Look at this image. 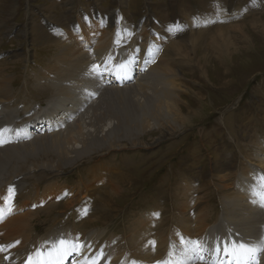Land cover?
Instances as JSON below:
<instances>
[{
    "label": "rangeland",
    "instance_id": "obj_1",
    "mask_svg": "<svg viewBox=\"0 0 264 264\" xmlns=\"http://www.w3.org/2000/svg\"><path fill=\"white\" fill-rule=\"evenodd\" d=\"M50 4H54L56 14L64 19L63 22L50 19V13L45 10ZM111 17L116 19L108 23ZM255 18L261 19L262 26L257 30L252 24ZM102 19H104L102 22L104 27L101 23ZM83 20L85 23L82 24L89 26L86 31L91 29V23H95V28L108 29L111 36L116 28L128 22L129 26L124 25L123 32L128 29L129 39L124 40L120 37L118 47L107 49L103 55L112 54L121 65L126 66L131 60L139 57L138 50L141 47L150 46V55L146 62L147 66L152 68L142 73L139 69H135L136 73L132 76L134 78L123 83L106 79L108 85L86 80L92 84L90 86L93 90L89 91L85 88L84 94L78 98L75 95L73 99L64 96L56 103L52 90L54 85L50 84L58 80L55 76L53 79L47 78L50 76L48 71L49 69L54 70L58 64L56 59L64 52L67 53L69 46V43L65 41L67 37L59 30L69 29L67 25L69 22L70 27L75 31L72 37L77 36L76 34H79L80 27H82L79 22ZM175 20L179 23L176 24ZM170 25H176V28L172 29ZM185 25L186 28L183 31L177 29ZM236 26L243 28V35L236 34V37L239 36L236 39L239 50L237 53H232L233 50H224L226 59L223 63H219V58L215 59L218 55L217 51L212 50V46L210 47V38L217 30L229 29L226 31H230ZM35 27H39L38 30L43 29L47 37L55 40L56 43L49 39L46 42L40 41L37 37L39 34L34 36ZM158 32L160 36L163 35L159 43L156 37ZM86 33L88 35V31ZM234 33L235 31L229 36H233ZM141 34L144 38L148 35L153 37V41L147 45L146 41L141 38ZM55 37L59 39H52ZM133 40L142 46H137L139 49L132 48L131 41ZM102 42L106 44L107 39H102ZM233 42L236 43L234 40ZM174 44L183 47L188 58L176 57L178 51L175 50V46L172 48ZM124 49L126 50L122 51ZM78 52L81 51L76 47L75 54ZM94 58L96 60L98 56L95 55L92 62ZM174 58L177 60L175 63L180 61L177 65L174 63L173 67L179 75L177 76L180 78L178 84L182 86V89L179 92L172 90L171 92L178 97L177 106L185 121L182 122L180 116L173 117V115L165 117L159 115V119L152 114L145 117L150 111L146 110L143 99L141 100L143 93L149 95L152 100L157 99L159 111L162 114L166 111L165 102L150 95L154 93V90L148 91L147 87L165 86L166 82L172 81L174 77L170 75L165 79L158 77V70H153V67L169 64L170 59L174 60ZM204 63H207L205 67L200 65ZM96 64L101 63L96 61ZM70 65L75 64L70 63ZM202 73L205 76H201ZM141 74L149 76L143 86L147 88L146 91L139 90L137 96L129 97L140 111L130 117L135 125L132 126L134 129L131 127L132 135H127V131L123 132L120 128L115 133L117 135L115 141L121 145H131L134 141H139L148 146L125 148L101 155L105 149L98 144L92 146L94 150L91 148L85 155L76 156V153H73L71 160L74 163L58 171L36 170L29 160L41 158L42 155L33 152L34 148L30 151L26 148L22 151L19 149L22 148L23 143L30 144L37 138L50 137L55 134L52 133L55 131L57 133L60 131L64 135L67 133V126L76 123L82 116H87L85 120L89 121L88 118L94 115L90 113V108L96 101L99 102L102 99L101 86L103 89L116 88L115 85L117 88L132 84L137 86L138 79L142 78ZM3 78L9 82L10 96L0 99V130L5 128L10 130L4 133V138L10 141H13L11 136L14 135L15 138H24L17 139L11 145L0 147L1 155H3L2 151L10 153L9 158L4 160L10 165L5 167L3 164L0 165V183H8L11 176L7 169L13 166L16 170L12 171L16 176H20V179L14 180L17 183L15 186L21 193H30L31 201L37 202V199H40V197L36 198L37 194L44 195V190H51V187H65L66 193H69L68 190H76L79 187L82 196L86 194L83 190L86 185L92 188L90 190L91 205L83 209L84 212L80 214H77L80 206L79 200L75 199L72 206L67 207L63 196L53 200L40 199L38 204L32 208L34 216H26L28 220L24 225H21L20 220L16 223V219L12 218L14 212L10 213L6 219L8 221L1 223L3 225L0 226V237L7 238L11 234L10 230L15 228V238L19 243L12 247L14 244L12 240L7 241V251L8 253L10 249L14 251L12 256L16 259L12 260V256H9L5 264L18 263L24 255V247L33 240L39 241L40 247H44L45 241H48V245L52 247L59 243V239L73 241L68 233L85 231L84 233L89 236L98 229H103L101 232L107 233L106 239L103 237L105 242L113 237L112 247H106L105 242L102 244L105 246L102 248L105 257L108 253H113L114 246L121 244L122 250L131 254L135 251V256L139 252H144L141 254L144 256L146 254L154 256V252L158 255L162 248L158 245L157 236L150 234L151 231H155L152 227L154 225L160 234L165 231L170 234L173 228H181L182 205L188 209L186 214L190 218L192 216V220L201 215L203 208H207L203 216L204 228L207 227L205 230L208 233L204 244L209 249L214 247L212 242L214 237L221 236L222 233L227 236L228 240L231 239V242H233L231 236L238 234L239 238L236 237L235 240L249 246H256L245 234L236 233V230L232 229L235 227H225L226 229L223 230L222 220L226 219L225 204L227 203L231 205L229 215L239 227L250 229L261 222L258 236L262 234V241H264V207H261L259 202V194L264 192L259 183L264 167L260 165L262 155L258 152V150L264 151L260 148L261 143H264V0H0V83ZM65 84L70 86V81ZM83 87H85L83 84H75V92L79 93ZM106 103L108 101L104 102ZM80 104H86L87 108L82 109L83 105L79 108ZM70 108L72 113L77 112V115H69L66 121L44 119L43 121H47L44 128L49 129L45 131L43 129L35 135H31L32 132H30V135L23 136L22 132L25 129L17 125L19 122L26 123L31 120V113L36 118L34 120H37L40 119L39 116L51 115ZM133 110L134 108L130 112L137 111ZM88 112L89 115H87ZM31 124H35V121H31L30 126ZM114 125L115 121L110 120L102 129L105 130V137L108 139L106 144L113 142V137L108 131L112 132ZM30 130L35 129L32 127ZM48 131L51 133L47 134ZM42 132L43 134L40 135ZM77 146L81 147L79 143ZM50 162L56 165L57 157H43L38 160L37 164ZM249 165L253 172L257 167L262 168L261 173L255 174V177L250 179L252 183L248 180L253 175L246 172L249 171ZM21 167L26 168L20 169ZM217 167L223 168L226 175L223 184L220 179L222 172L218 173ZM102 168L109 171L103 172ZM117 170L119 174L122 170L127 174L126 181H118L119 174H115ZM94 171L100 174L93 175ZM111 171L115 175L112 174L108 179H111L113 184L125 192L123 191L117 199L108 201V198L99 196L101 189L94 181L99 175ZM3 177L5 181L2 180ZM110 184L107 186H112ZM188 185H190L189 190ZM0 189L3 190L4 186ZM103 202L104 204L109 203L110 209L108 208L107 213L101 209ZM239 204L246 206L241 207ZM75 209L78 211L75 212ZM24 211L29 212L25 209ZM15 213L19 217L26 214L25 212L19 213V209H16ZM144 221L150 225L151 229L140 230L141 225L144 226ZM214 228H219L220 231L210 236L211 229ZM210 239L212 241H209ZM152 241L155 242L154 247ZM8 253L6 255H9ZM118 255L122 257L125 254ZM166 255L168 254L162 252V257ZM68 258L75 259L74 256ZM199 263L197 260L196 264ZM72 264H75V260ZM259 264H264V252L259 255Z\"/></svg>",
    "mask_w": 264,
    "mask_h": 264
},
{
    "label": "bare ground",
    "instance_id": "obj_2",
    "mask_svg": "<svg viewBox=\"0 0 264 264\" xmlns=\"http://www.w3.org/2000/svg\"><path fill=\"white\" fill-rule=\"evenodd\" d=\"M46 7H48L47 9H45L46 12L50 13L49 14L50 19H55L57 21L62 20V22L64 21V19L62 17H59V15L56 14L54 4L47 5ZM49 16H47V17H49ZM115 19H116L115 17H111L109 19L108 23L114 22ZM260 20L261 19H259V18H255L252 21V24H254V28H256V30L262 26ZM256 21H258V22H256ZM83 22H84V20L79 22L82 25V27H80L81 31L79 32V34H76L77 36H73V37H72V34L75 33V31L73 28L70 27V23L68 22L67 25H69V29L62 31V33L67 37V40H65V41H67V44L69 43L68 44L69 46L67 49L68 52L67 53L64 52L63 55H61V56L59 55L60 57H58L56 59V62H58V64H57V66L54 67L55 71L53 69L52 70L49 69L48 75H50V76L49 77L46 76L47 78H51V79L54 78L53 76L57 77L58 82H52L50 84V85H54V88L52 90L54 91V94H55L53 96V98H55L56 103H58L61 99H63L62 97H64V96L73 99L74 98L73 96L75 95L76 98H78V96L84 94L83 91L85 88H87V90H89V91L93 90V87L90 86L92 84L88 83L86 80H90L91 82L94 81L96 83L102 82V80L100 79V75H96V73H94L92 71L93 65H100L99 71L106 74V76L108 75V77L111 76L109 78H106L107 80L112 79V81H116V82H120V83H123L125 81L127 82L128 80H118L116 78L117 75H124V73L126 72L129 76L132 77L133 74L136 73L135 69H139V72L142 71V69H146V70H143V72H144V71H148L152 68L151 66L150 67L147 66V62H146L147 58L146 59L143 58V54L146 51V48L144 46L141 47L140 50H138L139 57L135 60H131L129 62V64L126 66L121 65V63H119L116 59H114L112 61H108L107 58L109 55L105 56L103 54L109 48L118 47V45H114V44L117 43L118 37H119V40H121L120 37L123 38L125 35H127V33H126L127 31L123 32L124 31L123 29H125L123 27L122 29L118 30L119 34L111 36V35H109L110 33H109V30L107 29L110 26H108L106 28L107 30H104V29L98 30V28L94 27V25H96V24L91 23L90 24L91 29L87 30L88 31V35H87L86 29L89 28V26L86 24H82ZM163 25H165V24L163 23ZM38 28L39 27H35L33 29L34 36L36 37V34H39V36L37 35V37H39V40L40 41L44 40L46 42V40L49 39L47 37V33H45L43 31V29L38 30ZM226 30H229V29H220L219 31L217 30V31H215L214 35L210 38V47L212 46V48H213L212 50L217 51L218 55L215 56V59L219 58V60H218L219 63H223V61L226 59L225 52H223L224 50L225 51L233 50L232 53H234V52L237 53L239 48H238V42L236 41V39L239 36L236 37V34L240 33V36H241V34L243 35V28L239 27V26L233 27L230 31H226ZM234 31H235V33L233 34V36H229V34L234 32ZM165 32H167V31H165ZM158 34H159V32H158ZM147 37H149V35ZM147 37H145V39ZM156 37H157V35H156ZM164 37H167V36H164ZM56 38L59 39V37H55L52 39H56ZM104 38L107 39L106 44H104L102 42V39H104ZM162 38H163V35L162 34H161V36L159 35L158 41ZM232 38L236 42L235 44H234V42L232 43V41H233ZM49 40L53 43H56V42H54L55 40H51V39H49ZM145 41H146L147 45H149V42L153 41V37H150L149 41H147V40H145ZM121 43L122 42H120V44ZM64 44H66V43H64ZM131 46H132V48L137 47L136 43H133ZM174 46H175V44L172 46V48ZM76 47L79 48V51H81V52H78L77 54H75ZM175 48L174 49L176 51H178L176 53L178 56H176V57H178L180 59H181V56H183L184 58H188V54L184 53L183 47H180L177 45V46H175ZM179 51H180V53H179ZM82 53H84V54L82 55ZM95 55H97L98 58L96 60L94 58V61L92 62V58ZM67 56H69V57H67ZM96 61H99L101 64H96ZM176 61L177 60H175V58H174V60L170 59L169 64L165 63L164 65H155V68L153 67V70H158L157 71L158 77H160V78L163 77L162 79H165L166 76L170 75L171 77H174V78L172 79V81L166 82L165 86H156V87L148 86L147 87L149 89L148 91L154 90V93H150V95L156 96L162 102H165L166 111L164 114H162L159 111V105L157 104V99L152 100L149 97V95L143 93L141 96V100L143 99L142 101L145 104L146 110L150 111V112L146 113L145 117H147L148 114H152L154 117H157V118L159 117V115H162L163 117L173 115V117L180 116L181 121L182 122L185 121V118L180 113V110L177 106L178 97L174 96L171 92V90L174 92H177V91L179 92L182 89V86L180 84H178V80L180 78L177 76H179V75H177V71L173 67V64ZM155 62H157V61H155ZM178 62H180V61H178ZM178 62L175 63L174 65H177ZM70 63H74L75 65H70ZM206 64L207 63L200 64V65H203V67H205L204 65H206ZM214 65H216V64H214ZM141 76H142V74H141ZM201 76H205V74L202 73ZM148 77H149L148 75H143L142 78H139L138 79L139 83L137 81V83H138L137 86L135 84H132V85L124 87V88L119 86L118 88H120V89L117 88V85H115L116 88L115 87H111V88L106 87L104 89L102 88L101 85H99V86H101L103 96L99 102L96 101L92 105V107L90 108V110H91L90 113H93L94 115H92L88 118L89 121L85 120L87 116H82V118H80L79 121H77L76 123H73L72 125L67 126V128H66L67 133H65L64 135H62L60 131H59V133H57V131H55V132H52L55 134H52L50 137L37 138L34 142H32V143L29 142L30 144L23 143V145H21L22 148H19V149L22 151V149L26 148L30 151L31 148H34L33 152H36L39 155H42L41 158H36L35 160H29L28 159L29 161H31L33 163L36 170L47 169V170L58 171V170H61L63 168L68 167L71 163H74V161L71 160L72 159L71 156L73 153H76V156L77 155L78 156L85 155L91 150L92 146H96L98 144L103 146V148L105 149L104 153H101V155L106 154L107 152L109 153V152H113L115 150H122L125 148L133 149V148H137V147L148 146L147 144L140 143L139 141L138 142L134 141V143H132L131 145H121V144L117 143V141H115V139L117 137V135H115V133L120 128L123 129V132L127 131V135L128 134L132 135V133H130V132L133 131L132 129H134V128L132 126H135V125L130 120V117L135 116L139 110H138V107L134 104V101H132V98H129V97L131 95L137 96L139 94V90L146 91L147 88H143V86H144V82L148 79ZM67 81H70V86L65 84V82H67ZM75 84H79V85L83 84V86H85V87H83V89L79 93L78 92L76 93L75 92L76 91ZM139 88H142V89H139ZM174 88H176V90ZM55 91H56V93H55ZM9 96H10L9 82L3 78L2 83H0V99L2 100L3 97L8 98ZM50 99H52V98H50ZM105 101H108V103L104 104ZM71 104H73V103H71ZM82 105L83 104H80L79 108L82 107ZM85 106H86V104L83 105L82 109H86L87 106L86 107ZM133 108H134V110H137V111L130 112V110ZM75 114L77 115V112H75ZM87 115H89V112L87 113ZM144 115H145V113H144ZM41 117H43V116H41ZM152 117H150V118L153 119ZM43 120L44 119L41 118L39 120V124H36V123L31 124L30 128L34 127V129L36 131L35 130L32 131L29 128L28 131H25V130L23 132L21 131L22 135L28 136V135H30V132H32L31 135H35L36 132H41L43 129H44L43 131H45L46 129H49V128H44L45 127L44 125L47 123V121H43ZM110 120L115 121L114 130L112 132L108 131L109 133H111V135L113 137V140H112L113 142L110 144H106L108 142V139H107V137H105L106 136L105 130H102V129L106 125L107 121H110ZM131 127H132V129H131ZM122 133H120V134H122ZM130 136H129V138H130ZM11 137H13V136H11ZM23 138L18 137L16 139H23ZM252 138H254V137H252ZM133 140H134V138H133ZM129 141H132V140L129 139ZM78 143L81 145V147L77 146ZM93 143H95V145H93ZM262 144H264V143H261L260 148L264 149V145H262ZM2 152H3L2 153L3 155L0 154V165L3 164V166L5 167L7 165H10V164H8L9 162L4 161V160H7L6 158H9L10 153H8V152L5 153L4 151H2ZM258 152H261L260 155H262L261 159H260V165L264 167V153L262 154V152H264V151L258 150ZM51 156L57 157L56 165H52L51 162L47 163V164H37L39 159H42L43 157L47 158V157H51ZM25 168L26 167H21L20 169H25ZM217 169H218L217 170L218 173H220V171L222 172L220 179H222V184H223L225 182L224 180H226V175L224 174L223 168L217 167ZM260 169L262 170L261 167H260ZM12 170L15 171L16 169H14L13 166H11L9 169H7V172L9 171L11 177H10L8 183L5 184L4 189L3 190L0 189V192H1L0 194H2L4 192V190H8V188H10L11 185H9V184H14V183L17 184L14 181L15 179H17V178L20 179V176H16V174ZM102 171L104 172V171H109V170L102 168ZM246 172L248 173V171H246ZM98 174H100L98 171H94V173H93V175H98ZM112 174L113 175L119 174V171L117 170L115 174L112 171L110 173H107V174L104 173L103 175H99L97 178H95L96 180L94 181L97 183V186L101 189V191L98 193L99 196H103L105 198H108L109 199L108 201H113L114 198L117 199L119 197V195H121L124 191V190L121 191V188H119L117 185L113 184L111 179H108V178H110V176ZM104 175H106V176H104ZM126 176H127V174L122 170L121 173L119 174V176H117L119 178L118 181H126L125 180ZM110 183L112 184V186H107ZM1 185H3V183H0V186ZM7 185H9V187ZM18 185H20L19 182H18ZM19 188H20V186H19ZM58 188L59 187H55V188L51 187V190L46 189V190H44V192H45L44 195L37 194L36 198L40 197L41 200H46V199L53 200V199H57L60 196H63V197H65V203H66L67 207L72 206L74 200L78 199L80 206H79V211H78V209H75V212L78 211L77 214L83 213L86 208L90 207V205H91L90 201L92 202V200H90V198H91V195H90L91 191L90 190H92V188H89V186L86 185V188L83 189L86 192V194L83 193L84 194L83 196L81 194V191H79V187L76 190L75 189L74 190L73 189L68 190L69 193H66L65 187L64 188L60 187L59 189ZM189 188H190V185H188V190H189ZM18 192L15 193L14 197L12 198L11 207H15L16 209H19V213L25 212L26 214L24 216L19 217L18 214H16L14 212V215L12 218L16 219L15 220L16 223L20 220L21 225H24L26 223V221L28 220V218L26 216L31 217L33 215L34 210L32 208H34L36 206V204H38L40 199H37V202L31 201L32 195L30 196V193H28V194L21 193L19 189H18ZM47 192L50 193L48 196H46L48 194ZM6 203L8 204L7 201L5 202V204ZM108 205H109L108 202H107V204L106 203L104 204V202H103V205L101 206V209L106 211L105 213L108 212V208H109ZM239 206L242 207V206H246V205L239 204ZM230 208H231V205L229 203L225 204V210H226L227 214L225 213L226 219L222 220L223 230L225 227H229V228L235 227L232 229H235L236 233L239 232L241 234H245L246 237L248 239H250L251 242L255 243L257 246V244H259L262 241V236H263L262 234H261V236L260 235L258 236V233L260 231L259 229L261 228V222L257 223L253 228H250V229L248 227H239V225L236 224L232 220L231 216L229 215L230 210H231ZM24 209L28 210L29 212L24 211ZM186 210H188V209H186V207L184 205H182V208L180 210V215H181L180 221L182 223V227L181 228L180 227L179 228H177V227L173 228L172 227L173 229L170 231V234L168 233V231H165L164 233L160 234V232H157L158 230H156V228L153 225L152 230H155V231H151L150 234L157 236L158 245L162 248V250L159 252L158 255H155L156 252H154L155 253L154 256H152V254L151 255L146 254V256H147L146 257L144 255H141L144 252H142V253L139 252L135 256V253H136L135 251H134V254H131L128 251L122 250L121 248L123 246L120 247L122 245L121 244L120 246H117V245L114 246V249H112L113 253H111V252H110V254L108 253V256L105 257V259L108 258L105 264H108V261H110V264H133V262H135V264H158V262L166 261V260L170 259L169 255H166L167 257L166 256L162 257V252L165 254H168L169 251L175 252L176 259L187 260V256H185L182 252V247L180 245V237L182 236L185 239H189V240H201L204 243V239L208 233H207V230H205L207 227L204 228V225H205L204 220L205 219L203 217L204 213H206L207 208H203L201 215L200 216L198 215L197 219H195V220H192L191 219L192 216L190 218V216L188 214H186ZM189 211H187V212H189ZM148 220L150 223V219H148ZM6 221H8V220H6ZM10 221H12V220H10ZM222 223H221V225H222ZM15 224H13V225H15ZM1 225H3V224H1ZM7 225H9V224L7 223ZM149 226L150 225L147 222L145 223V221H144V226L141 225L140 230L142 231L144 229H148V228H150ZM11 227H13V226H11ZM102 230L103 229H98L97 231L92 232L89 236L86 233H84L85 231L84 232L83 231L82 232L74 231V232L68 233V234L71 235L70 236L71 238L72 237H76V238L79 237L80 240H84L86 243H91L93 245V247L98 250L100 248L105 247L102 244L105 242L103 240V237H105V235L107 233L101 232ZM218 230H219V228L211 229V233L209 235L213 236V234H215V235H216V233L218 234ZM10 231H11V234L8 235L7 238L0 237V246L7 247V244H8L7 241H9V240H12V242L15 245H17L16 242H18V240H17V238H15L16 229L12 228ZM61 233H59V234H61ZM22 235H24V234H22ZM65 235H67V234H65ZM105 239H106V237H105ZM217 239H220V240L222 239L221 241H223L225 243L231 242V239L228 240L227 236L223 233L221 234V236L216 235L214 237L213 241L211 239L209 241H212L213 244L215 245V242L217 241ZM112 241H113V237L108 238L105 242L106 247L107 246L112 247ZM47 242L48 241H45L46 244H47ZM207 244H208V242H207ZM37 247H39V248H37ZM42 248L43 247H40L39 241L33 240L32 242H29L24 247V249H23L24 255L21 259L18 260V263L14 262V263H8V264H23V262L27 259L28 255L33 254L37 249H42ZM150 251H151V249H150ZM6 253H8V251L0 253V264H5L7 259H4V257L5 256H7V257L12 256L14 251H11V249H10V251L8 253L9 255H6ZM118 254H120V255L125 254V255L122 257H119ZM205 256L207 259L209 258V257H207L208 256L207 253H205ZM15 259L16 258L12 256V260H15ZM104 260L101 262V264H103Z\"/></svg>",
    "mask_w": 264,
    "mask_h": 264
},
{
    "label": "snow or ice",
    "instance_id": "obj_3",
    "mask_svg": "<svg viewBox=\"0 0 264 264\" xmlns=\"http://www.w3.org/2000/svg\"><path fill=\"white\" fill-rule=\"evenodd\" d=\"M114 59L115 56L109 54L107 60L112 61ZM99 68L100 65H93L92 71L96 75H104V73L99 71ZM116 78L118 80H130L132 77L125 72L124 75H117ZM8 131L10 130L7 128L0 130V146L11 142L4 138V133ZM259 183L261 188L264 189V176L259 178ZM8 192V206L9 210H11L12 198L15 195V191L13 188H9ZM259 202L260 206L264 207V192L259 194ZM16 243L18 244L19 242ZM151 243L154 247L155 242L152 241ZM180 245L183 254L187 256V260L176 259L175 252L169 251L168 255L170 259L158 262V264H196L197 260L200 264H259V255L264 252V241H261L257 246H249L245 243H225L217 239L214 247L209 249L201 240H189L181 236ZM15 246V244L12 245V247ZM7 250V247L0 246V253ZM205 253L208 254V259H206ZM70 256L75 257V264H101L105 259V253L102 248L97 250L91 243L81 241L77 237L73 241L61 239L58 244L53 245L46 252L37 249L33 254L27 256L23 264H63ZM4 259H9V257L5 256ZM108 264H110V261H108Z\"/></svg>",
    "mask_w": 264,
    "mask_h": 264
}]
</instances>
